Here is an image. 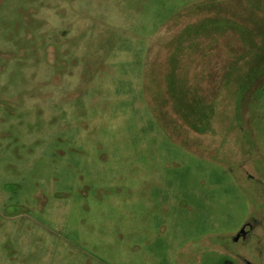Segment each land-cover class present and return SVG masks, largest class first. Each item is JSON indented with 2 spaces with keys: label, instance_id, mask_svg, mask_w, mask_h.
I'll return each mask as SVG.
<instances>
[{
  "label": "rangeland",
  "instance_id": "374dc122",
  "mask_svg": "<svg viewBox=\"0 0 264 264\" xmlns=\"http://www.w3.org/2000/svg\"><path fill=\"white\" fill-rule=\"evenodd\" d=\"M0 264H264V0H0Z\"/></svg>",
  "mask_w": 264,
  "mask_h": 264
},
{
  "label": "water",
  "instance_id": "95a60500",
  "mask_svg": "<svg viewBox=\"0 0 264 264\" xmlns=\"http://www.w3.org/2000/svg\"><path fill=\"white\" fill-rule=\"evenodd\" d=\"M245 228L246 227H244L243 229H242V231H241V233L238 235V237L236 238V241H238L241 237H243L244 239L245 238H247V232L245 231Z\"/></svg>",
  "mask_w": 264,
  "mask_h": 264
},
{
  "label": "trees",
  "instance_id": "16d2710c",
  "mask_svg": "<svg viewBox=\"0 0 264 264\" xmlns=\"http://www.w3.org/2000/svg\"><path fill=\"white\" fill-rule=\"evenodd\" d=\"M252 8H254V7H252ZM249 179L253 180V179H254V177H253V176H252V177L250 176V177H249ZM257 203H258V202H257Z\"/></svg>",
  "mask_w": 264,
  "mask_h": 264
},
{
  "label": "flooded vegetation",
  "instance_id": "af4514ba",
  "mask_svg": "<svg viewBox=\"0 0 264 264\" xmlns=\"http://www.w3.org/2000/svg\"><path fill=\"white\" fill-rule=\"evenodd\" d=\"M245 231H246V228H245ZM247 237H248V235H247Z\"/></svg>",
  "mask_w": 264,
  "mask_h": 264
}]
</instances>
